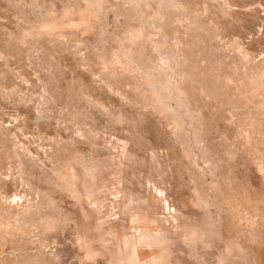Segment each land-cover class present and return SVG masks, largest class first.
Returning a JSON list of instances; mask_svg holds the SVG:
<instances>
[{
  "label": "rangeland",
  "instance_id": "374dc122",
  "mask_svg": "<svg viewBox=\"0 0 264 264\" xmlns=\"http://www.w3.org/2000/svg\"><path fill=\"white\" fill-rule=\"evenodd\" d=\"M0 264H264V0H0Z\"/></svg>",
  "mask_w": 264,
  "mask_h": 264
}]
</instances>
